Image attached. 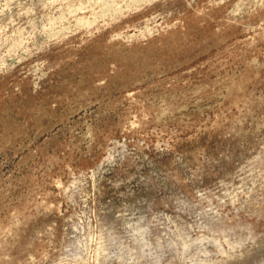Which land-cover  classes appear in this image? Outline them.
Returning <instances> with one entry per match:
<instances>
[{
	"label": "rangeland",
	"instance_id": "374dc122",
	"mask_svg": "<svg viewBox=\"0 0 264 264\" xmlns=\"http://www.w3.org/2000/svg\"><path fill=\"white\" fill-rule=\"evenodd\" d=\"M0 264H264V0H0Z\"/></svg>",
	"mask_w": 264,
	"mask_h": 264
}]
</instances>
